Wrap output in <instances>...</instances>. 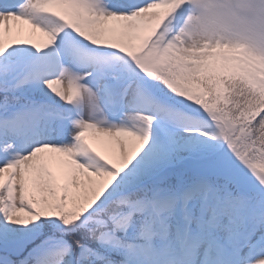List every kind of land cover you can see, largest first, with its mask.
I'll use <instances>...</instances> for the list:
<instances>
[{
	"label": "snow or ice",
	"instance_id": "6c2138e0",
	"mask_svg": "<svg viewBox=\"0 0 264 264\" xmlns=\"http://www.w3.org/2000/svg\"><path fill=\"white\" fill-rule=\"evenodd\" d=\"M0 264H264V0H0Z\"/></svg>",
	"mask_w": 264,
	"mask_h": 264
},
{
	"label": "bare ground",
	"instance_id": "6f19581e",
	"mask_svg": "<svg viewBox=\"0 0 264 264\" xmlns=\"http://www.w3.org/2000/svg\"><path fill=\"white\" fill-rule=\"evenodd\" d=\"M25 30H26V28H24V26H23V33H24ZM36 34H38V33H36ZM36 36H34V37H35L36 42H38L39 39L36 38ZM97 143H98V146L102 150H109L111 148V145L109 143H106V142H103V141H98Z\"/></svg>",
	"mask_w": 264,
	"mask_h": 264
},
{
	"label": "rangeland",
	"instance_id": "374dc122",
	"mask_svg": "<svg viewBox=\"0 0 264 264\" xmlns=\"http://www.w3.org/2000/svg\"><path fill=\"white\" fill-rule=\"evenodd\" d=\"M26 27V26H25ZM39 34V33H38ZM23 35L25 36H29L30 35V29L29 27L26 28V30L24 31ZM38 37V36H37ZM32 38V37H31ZM35 37H33L32 39L35 41L34 39ZM43 40V37L41 34H39V42H41ZM36 42V41H35Z\"/></svg>",
	"mask_w": 264,
	"mask_h": 264
}]
</instances>
